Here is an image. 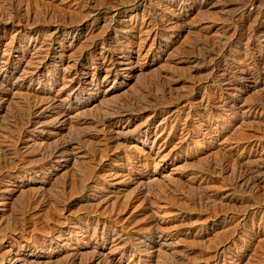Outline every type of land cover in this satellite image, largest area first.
Listing matches in <instances>:
<instances>
[{"label":"rangeland","instance_id":"1","mask_svg":"<svg viewBox=\"0 0 264 264\" xmlns=\"http://www.w3.org/2000/svg\"><path fill=\"white\" fill-rule=\"evenodd\" d=\"M2 76L0 264H264V0H0Z\"/></svg>","mask_w":264,"mask_h":264},{"label":"bare ground","instance_id":"2","mask_svg":"<svg viewBox=\"0 0 264 264\" xmlns=\"http://www.w3.org/2000/svg\"><path fill=\"white\" fill-rule=\"evenodd\" d=\"M14 6V5H13ZM11 7V6H10ZM17 7V6H16ZM21 7V6H20ZM20 7H18V9L20 8ZM14 8V7H13ZM27 8V7H26ZM11 8H9V10H10ZM21 10H22V8H20ZM16 10V9H15ZM12 11V10H11ZM10 11V12H11ZM17 11V10H16ZM15 11V12H16ZM9 12V13H10ZM14 11H12L11 13H13ZM8 13V14H9ZM19 13H20V11H19ZM7 14V13H6ZM150 15V14H149ZM10 16H11V14H10ZM12 16H14L13 14H12ZM16 16V15H15ZM85 16V15H84ZM21 17V16H20ZM15 18V17H14ZM19 18V17H18ZM27 19V18H26ZM19 20V19H18ZM12 24V23H11ZM19 31V30H18ZM70 31V30H69ZM133 31V30H132ZM256 31V30H255ZM42 32V31H41ZM62 34V33H61ZM64 35V34H63ZM55 36V35H54ZM257 36V35H256ZM73 37V36H72ZM229 38V37H228ZM36 40V39H35ZM54 41V40H53ZM56 41V40H55ZM35 42V41H34ZM38 42V41H37ZM34 44V43H33ZM235 44V43H234ZM41 46V45H40ZM39 46V47H40ZM92 46V45H91ZM94 47V46H93ZM37 48H38V46H37ZM36 48V49H37ZM254 53V52H253ZM244 54V53H243ZM38 56V55H37ZM47 55H45V57H46ZM109 57V56H108ZM241 57V56H240ZM39 58V57H38ZM103 59H104V57H103ZM109 59H110V57H109ZM241 59V58H240ZM42 60H44V59H42ZM244 60V59H243ZM111 61V60H110ZM109 61V62H110ZM47 62V61H46ZM103 62V61H102ZM254 62V61H253ZM36 64V63H35ZM39 64V63H38ZM102 65V64H101ZM105 65V64H104ZM112 65V64H111ZM97 67H98V65H97ZM102 67V66H101ZM112 68V67H111ZM110 68V69H111ZM101 69V68H100ZM105 70V69H104ZM114 70V72H115V69H113ZM10 71V70H9ZM31 71V70H30ZM34 72V71H33ZM237 72V71H236ZM8 73V72H7ZM119 73V72H118ZM241 73V72H240ZM9 75V76H8ZM11 73L9 72L8 74H7V77H11ZM113 75V73H112V71H110V70H106V75L105 76H112ZM34 76H36L35 75V73H32L31 72V74H30V76L28 77V78H26V79H23V80H27L28 82L30 81V82H32V81H34V80H36L35 79V77ZM119 76V75H118ZM6 76H2V77H0V92H8V91H11L13 88H11V89H9L8 88V83H9V79H6L5 78ZM21 77V76H20ZM19 77V78H20ZM37 77V76H36ZM62 78H68V76H64V77H62ZM61 78V79H62ZM70 78V77H69ZM112 78V77H111ZM16 79V78H15ZM41 79V78H40ZM107 79V78H106ZM113 79V78H112ZM67 80V79H66ZM68 81H70V83H72V82H76V80H73V79H71L70 78V80H68ZM64 82H66V81H64ZM77 82L78 83H80V79L79 80H77ZM86 83V82H85ZM20 84V83H19ZM20 86V85H19ZM53 86V85H52ZM77 86V85H76ZM84 86V85H83ZM13 87V86H12ZM16 87V86H15ZM23 87V85L21 86V88ZM25 87V86H24ZM47 87H49V86H47ZM67 87V86H66ZM43 88H44V86H43ZM26 89H28V88H26ZM47 89V88H46ZM53 89V88H52ZM52 89H48V90H44L43 89V91H40L38 94H41V95H37V97L38 98H40V100L41 101H36L35 100V102H30V100L32 99H29V102H26V104H25V108H24V111L26 112V114H27V116L29 117H27L28 119H30V117H34V116H36L37 114H38V110H39V108L41 107V105L42 104H40V102H42L43 101V104L44 105H48L49 107L50 106H52L53 104V97H51V94H52ZM60 89V88H59ZM75 89V88H74ZM61 90V89H60ZM78 90V89H77ZM150 90V89H149ZM59 91V90H58ZM26 92V91H25ZM60 92V91H59ZM73 92V91H72ZM144 92V91H143ZM139 93H140V91H139ZM26 94V93H25ZM31 94V93H30ZM29 94V95H30ZM65 94V93H64ZM67 94V93H66ZM68 94H70V92L68 93ZM17 95V94H16ZM28 95V94H27ZM33 95V94H32ZM57 95V94H56ZM55 95V96H56ZM140 96H141V94H139ZM144 95V94H143ZM145 96V95H144ZM35 97H36V95H35ZM34 97V98H35ZM63 97H65V96H63ZM70 97V96H69ZM1 98V97H0ZM59 98V97H58ZM66 98V97H65ZM138 98V97H137ZM62 99V98H61ZM64 99V98H63ZM136 99V98H135ZM134 99V100H135ZM141 99V98H140ZM142 99H144L143 97H142ZM26 100V99H25ZM145 100V99H144ZM200 100V99H199ZM32 101V100H31ZM63 101V100H62ZM136 101H138V100H136ZM142 101V100H141ZM147 101V100H146ZM25 102V101H24ZM52 102V103H51ZM131 102V101H130ZM129 102V103H130ZM144 103H145V101H143ZM142 102V103H143ZM150 102V101H149ZM23 103V102H22ZM57 103H59V102H57ZM129 103H127V104H129ZM132 103V102H131ZM130 103V104H131ZM137 103V102H136ZM139 103V102H138ZM137 103V104H138ZM151 103V102H150ZM154 103V102H153ZM24 104V103H23ZM135 104V103H134ZM140 104V103H139ZM145 104H147V103H145ZM56 105V104H55ZM123 106H125V105H123ZM122 106V107H123ZM134 106V105H133ZM148 106V105H147ZM22 107V106H21ZM21 107H20V109H21ZM84 107V106H83ZM117 107V106H116ZM125 107H127V106H125ZM125 107H124V109H125ZM129 107V106H128ZM132 107V106H131ZM143 107V106H142ZM48 108V107H47ZM113 108V107H112ZM145 108V107H144ZM155 108V107H154ZM19 109V110H20ZM41 109H43V107H41ZM49 109V108H48ZM107 109V108H106ZM119 109H120V106H119ZM45 110H46V107H45ZM112 110V109H111ZM23 111V112H24ZM39 111H41V110H39ZM50 111V110H49ZM110 111V110H109ZM109 111H107V113H106V115L105 116H103V117H100L99 119H98V123H99V125L101 126V130L102 129H105L107 126H109V124H111L112 123V120L110 119L111 117H110V113H109ZM113 111V110H112ZM160 111V110H159ZM22 112V113H23ZM52 112H53V110H52ZM106 112V111H105ZM114 112H116V110L114 111ZM162 112V111H161ZM232 112V111H231ZM40 113V112H39ZM43 113V112H42ZM118 112H116V114H117ZM56 116L57 117H59L61 120H62V118H64V117H66V112L65 111H57L56 112ZM114 113H112V115H113ZM120 115V114H119ZM24 116V115H23ZM23 116H22V118H23ZM26 116V115H25ZM55 116V117H56ZM18 117V116H17ZM37 117V116H36ZM56 117V118H57ZM165 118V117H164ZM167 118V117H166ZM18 119H19V117H18ZM26 119V118H25ZM33 119V118H32ZM169 119V118H168ZM174 119V118H173ZM55 120V119H54ZM65 120V119H64ZM146 120V119H145ZM167 120V119H166ZM21 121V120H20ZM36 121V120H35ZM51 121V120H50ZM60 121V120H59ZM96 121V120H95ZM163 121V120H162ZM19 122V121H18ZM24 121H22V123H23ZM56 122V121H55ZM117 122V121H116ZM118 122H119V120H118ZM170 122V121H169ZM27 123V122H26ZM32 123H34L33 121H32ZM31 123V124H32ZM59 123V122H58ZM82 123V122H81ZM90 123H92L91 121H90ZM114 123V122H113ZM148 123V122H147ZM21 124V123H20ZM39 124V123H38ZM42 124V123H41ZM170 124V123H169ZM29 125V124H28ZM112 125V124H111ZM117 125H118V123H117ZM160 125H161V123H160ZM165 126H167V125H165ZM108 128V127H107ZM110 128L111 127H109V130H110ZM68 129V128H67ZM97 129V128H96ZM99 129V130H100ZM171 129V128H170ZM112 130V129H111ZM169 130V129H168ZM173 130V129H172ZM113 131V130H112ZM119 131H121V130H119ZM98 132V131H97ZM105 132V131H104ZM114 132H116V131H114ZM191 132V131H190ZM101 133V132H100ZM106 133V132H105ZM164 133H165V127L164 126H161V127H159V126H154V130L153 131H151V132H147V141H149V139H150V137L151 136H153L154 135V138L152 139V141L150 142L149 141V143H150V146L148 147V156H151L152 157V160H153V163H154V173L156 172L157 173V175L159 176L158 178H160L161 176H162V173H163V171L166 169V163L165 162H163V158L165 157L164 155H162L161 156V153L163 152V150L165 149L164 147H165V144L161 141L162 140V138H163V136H164ZM170 133V132H169ZM172 133H173V131H172ZM79 134V133H78ZM104 134V133H103ZM100 135V134H99ZM108 135H110L109 133H108ZM167 135H169V134H167ZM57 137V136H56ZM82 137H86V135H84V134H81L80 135V138H82ZM89 137V136H88ZM94 137V136H93ZM101 137V136H100ZM115 137V136H114ZM165 137V136H164ZM103 138V137H102ZM110 139H112V138H110ZM109 139V140H110ZM114 139H117L116 137L114 138ZM127 139V138H126ZM164 139V138H163ZM87 140V139H86ZM89 140V139H88ZM95 140V139H94ZM165 140V139H164ZM57 141H59V140H57ZM64 141V140H63ZM71 141V140H70ZM84 141H85V138H84ZM91 141V140H90ZM96 141V140H95ZM94 141V142H95ZM103 141V140H102ZM107 141H108V139H107ZM120 141V140H119ZM166 141V140H165ZM62 142V141H61ZM104 142H106L105 141V139H104V141L102 142V143H104ZM109 142V141H108ZM69 143V142H68ZM87 143H89V142H87ZM91 143H93V142H91ZM90 143V144H91ZM97 143V142H96ZM100 143V142H99ZM102 143H100V144H102ZM70 144V143H69ZM94 144V143H93ZM109 144V143H108ZM105 146H106V143L104 144ZM103 145V146H104ZM96 146H98V145H96ZM101 146V145H100ZM110 146V145H109ZM113 146V145H112ZM71 147V146H70ZM102 147V146H101ZM170 147H172V146H170ZM174 147H175V145H174ZM66 148H67V143L66 142H63V143H59L58 145H55V147L54 148H52V151H51V155H60V154H62L63 155V153H65V151H66ZM98 148V147H97ZM100 148V147H99ZM110 148H112L111 146H110ZM116 148V147H115ZM147 148V147H146ZM169 148V147H168ZM167 148V149H168ZM176 148V147H175ZM179 148H180V146H179ZM191 148V147H190ZM70 149V148H69ZM91 149V148H90ZM109 149V148H108ZM107 149V150H108ZM49 150V149H48ZM102 150H103V148H102ZM193 150V149H192ZM93 151V150H92ZM110 151H111V149H110ZM114 151V150H113ZM168 151V150H167ZM171 151V150H170ZM41 152V151H40ZM97 152V151H96ZM102 152V151H101ZM67 153V152H66ZM107 153H108V151H107ZM147 153V152H146ZM145 153V154H146ZM167 153V152H166ZM95 154V153H94ZM93 154V155H94ZM99 154V153H98ZM102 154V153H101ZM120 154V153H119ZM162 154H164V153H162ZM188 154V153H187ZM107 155V154H106ZM168 155V154H167ZM166 155V156H167ZM96 156V155H95ZM94 156V157H95ZM133 156V155H132ZM229 156V155H228ZM103 157V156H102ZM117 157V156H116ZM138 157V156H137ZM136 157V158H137ZM146 157V156H145ZM88 158V157H87ZM91 158V157H90ZM125 157H123V159H124ZM159 158V159H158ZM47 159V158H46ZM99 159V158H98ZM112 159V158H111ZM143 159V158H142ZM149 159V158H148ZM158 159V160H157ZM51 160V159H50ZM140 160V159H139ZM150 160V159H149ZM151 160V161H152ZM172 160V159H171ZM136 161H137V159H136ZM143 161V160H142ZM141 161V162H142ZM145 161V160H144ZM233 161V160H232ZM148 162V161H147ZM150 162V161H149ZM226 162V161H225ZM146 163V162H145ZM153 163H151V164H153ZM161 163H163L162 164V166H161ZM99 164H101V163H98V165ZM234 164V163H233ZM240 164V163H239ZM146 165V164H145ZM150 165V164H149ZM228 165V164H227ZM97 166V165H96ZM117 166H119V165H117ZM152 166V167H153ZM98 167V166H97ZM124 167V166H123ZM232 167H234V166H232ZM239 167H240V165H239ZM134 168V167H133ZM146 168V167H145ZM147 169V168H146ZM243 169V168H242ZM130 170V169H129ZM135 169H133V171H134ZM138 170V169H137ZM226 170V169H225ZM241 171V170H240ZM116 172V171H115ZM150 170H146V171H144L143 172V170H142V173L140 174V179H146L147 178V180L148 179H150ZM238 172V171H237ZM243 172V171H242ZM131 173V172H130ZM218 173V172H217ZM112 174V173H111ZM113 174H114V172H113ZM115 174H117V173H115ZM242 174V173H241ZM135 175V174H134ZM247 175V174H246ZM90 176V175H89ZM240 176V175H239ZM112 177V176H111ZM200 177V176H199ZM238 177V176H237ZM241 177V176H240ZM242 177H244V176H242ZM103 178V177H102ZM137 178V177H136ZM243 179V178H242ZM253 179L254 178H252L250 181H251V183H252V181H253ZM248 180V179H247ZM236 182H237V180H236ZM239 182V181H238ZM248 182V181H247ZM146 183H148V181H146ZM241 184V183H240ZM254 184H255V182H254ZM160 185V184H159ZM157 186V185H156ZM244 186V185H243ZM165 187V186H164ZM197 187V186H196ZM247 187V186H246ZM253 187V186H252ZM162 189V188H161ZM160 189V190H161ZM253 189H255V188H253ZM248 190V189H247ZM163 191H165V189L163 190ZM142 193V192H141ZM169 195V194H168ZM191 199H194V198H191ZM159 201V200H158ZM169 214V213H168ZM185 225V224H184ZM104 226V225H103ZM109 227V226H108ZM114 228V227H113ZM103 229V228H102ZM101 229V230H102ZM105 229V228H104ZM157 229V228H156ZM104 231V230H103ZM102 232V231H101ZM117 232V231H116ZM113 233V232H112ZM152 234V233H151ZM159 235V234H158ZM157 235V236H158ZM161 235V234H160ZM164 236V235H163ZM165 236H166V234H165ZM157 238H160V237H157ZM164 238V237H163ZM158 240V239H157ZM159 247V246H158ZM218 248H219V246H217ZM215 248V247H214ZM225 248V247H224ZM217 249V248H216ZM221 249V248H220ZM214 250V249H213ZM222 250V249H221ZM147 251H149V250H147ZM221 252V251H220ZM233 254V253H232ZM216 256V255H215ZM215 258V257H214ZM169 259V258H168ZM216 260V259H215ZM222 261V260H221ZM228 261V260H227ZM93 262V261H92ZM95 262H97V261H95ZM98 262H100V261H98ZM97 262V263H98ZM225 262V261H224ZM96 263V264H97ZM153 263V262H152ZM162 263V262H161ZM64 264V263H63ZM90 264V263H89ZM107 264V263H106ZM150 264V263H149ZM239 264V263H238Z\"/></svg>","mask_w":264,"mask_h":264}]
</instances>
